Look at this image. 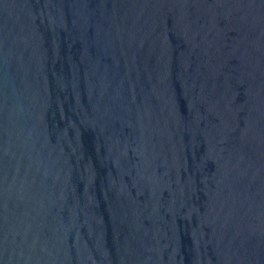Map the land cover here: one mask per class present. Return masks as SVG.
<instances>
[{"label": "water", "instance_id": "water-1", "mask_svg": "<svg viewBox=\"0 0 264 264\" xmlns=\"http://www.w3.org/2000/svg\"><path fill=\"white\" fill-rule=\"evenodd\" d=\"M0 264H264V0H0Z\"/></svg>", "mask_w": 264, "mask_h": 264}]
</instances>
